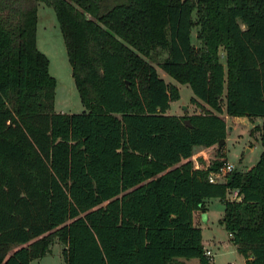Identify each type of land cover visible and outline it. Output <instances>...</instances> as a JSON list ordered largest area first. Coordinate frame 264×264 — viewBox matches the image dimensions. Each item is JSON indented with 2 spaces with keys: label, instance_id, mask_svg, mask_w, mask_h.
<instances>
[{
  "label": "trees",
  "instance_id": "16d2710c",
  "mask_svg": "<svg viewBox=\"0 0 264 264\" xmlns=\"http://www.w3.org/2000/svg\"><path fill=\"white\" fill-rule=\"evenodd\" d=\"M38 2L55 10L82 111L54 109ZM157 48L216 112H167L179 89L146 59ZM223 97L226 114L262 118L263 150L210 181L224 154L191 156L225 138ZM214 197L237 251L264 264V0H0V264H30L55 237L66 264H209L194 212Z\"/></svg>",
  "mask_w": 264,
  "mask_h": 264
},
{
  "label": "rangeland",
  "instance_id": "374dc122",
  "mask_svg": "<svg viewBox=\"0 0 264 264\" xmlns=\"http://www.w3.org/2000/svg\"><path fill=\"white\" fill-rule=\"evenodd\" d=\"M111 2V0H109ZM193 18L196 12L193 11ZM198 25L191 28V42L195 46H200L201 41L197 38ZM37 47L47 55L49 59V73L56 79L54 94V109L56 111L75 112L85 109L79 91L72 77L71 65L64 43L60 26L56 18L55 10L52 6L38 2V22L36 32ZM221 61L225 62V51L219 50ZM166 56V50L157 48L152 55L146 57L157 69L158 74L169 83H174L179 89V97L171 100L168 113L178 115L190 114L194 112H205L212 110L211 106L200 98L196 97L188 83H182L164 71L158 63ZM194 98V99H192ZM223 112L226 120L227 132L224 142L219 146L217 143L206 146L194 147L191 158L197 166H207L215 159L219 158V153L224 154L225 160L234 165V169L247 170L259 159L263 150L259 138V131L254 129L261 117H249L247 115H228L224 111V97L222 101ZM220 179L222 177H216ZM228 198H239L236 190H229ZM201 211V210H196ZM203 216L199 218L198 212L194 223L200 225L202 243L205 253L209 250V264H256L246 262L245 257L236 249V245L230 240L229 232L220 222L224 212V204L219 198H211L207 201V209ZM64 243L54 238L50 244L49 251L42 257L34 258L30 264H66L62 255ZM14 249V247H13ZM177 260L169 264H199L198 257L186 258L176 257Z\"/></svg>",
  "mask_w": 264,
  "mask_h": 264
},
{
  "label": "built area",
  "instance_id": "2783aa9c",
  "mask_svg": "<svg viewBox=\"0 0 264 264\" xmlns=\"http://www.w3.org/2000/svg\"><path fill=\"white\" fill-rule=\"evenodd\" d=\"M234 169V165L232 163H229L227 161H225L217 171H211L208 175V179L210 181H224L225 180V177H226V174L227 172L231 171ZM216 177H222L220 179H217ZM236 190V189H234ZM236 194L237 193V190H236ZM207 254L210 255V251L208 250L206 252Z\"/></svg>",
  "mask_w": 264,
  "mask_h": 264
},
{
  "label": "crops",
  "instance_id": "0c3cea01",
  "mask_svg": "<svg viewBox=\"0 0 264 264\" xmlns=\"http://www.w3.org/2000/svg\"><path fill=\"white\" fill-rule=\"evenodd\" d=\"M261 121H262V118L259 120L258 124H260ZM195 147H197V146H195ZM208 147H210V146H208ZM197 212H198V211H195V212H194V220H195V216H196ZM204 212H206V211H204ZM204 212H203V211H199V212H198L199 218H201V217L203 216V213H204ZM204 214H205V213H204ZM30 262H31V261H30Z\"/></svg>",
  "mask_w": 264,
  "mask_h": 264
},
{
  "label": "water",
  "instance_id": "95a60500",
  "mask_svg": "<svg viewBox=\"0 0 264 264\" xmlns=\"http://www.w3.org/2000/svg\"><path fill=\"white\" fill-rule=\"evenodd\" d=\"M224 140H225V138H221V139L217 142V144L220 146V145L224 142Z\"/></svg>",
  "mask_w": 264,
  "mask_h": 264
}]
</instances>
